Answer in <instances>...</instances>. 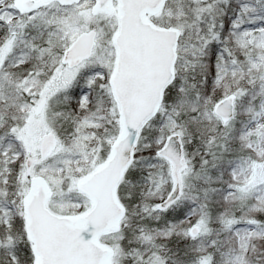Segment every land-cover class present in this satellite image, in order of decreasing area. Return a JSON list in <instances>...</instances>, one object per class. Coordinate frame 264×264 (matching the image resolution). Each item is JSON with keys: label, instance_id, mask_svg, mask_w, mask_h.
<instances>
[{"label": "snow or ice", "instance_id": "6c2138e0", "mask_svg": "<svg viewBox=\"0 0 264 264\" xmlns=\"http://www.w3.org/2000/svg\"><path fill=\"white\" fill-rule=\"evenodd\" d=\"M0 264H264V0H0Z\"/></svg>", "mask_w": 264, "mask_h": 264}]
</instances>
